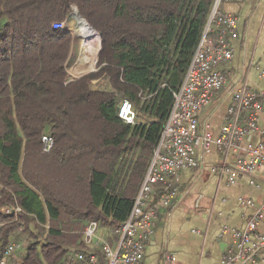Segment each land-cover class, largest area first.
Masks as SVG:
<instances>
[{
    "label": "trees",
    "instance_id": "16d2710c",
    "mask_svg": "<svg viewBox=\"0 0 264 264\" xmlns=\"http://www.w3.org/2000/svg\"><path fill=\"white\" fill-rule=\"evenodd\" d=\"M213 1L0 0V256L19 245L7 264H62L89 220L110 235L127 219ZM73 8L100 49L68 80L72 38L52 25Z\"/></svg>",
    "mask_w": 264,
    "mask_h": 264
},
{
    "label": "built area",
    "instance_id": "2783aa9c",
    "mask_svg": "<svg viewBox=\"0 0 264 264\" xmlns=\"http://www.w3.org/2000/svg\"><path fill=\"white\" fill-rule=\"evenodd\" d=\"M224 1L241 0L213 1L182 82L173 93L168 117L127 219L110 235L97 221L89 220L82 231V246L73 250L62 264H141L144 242L153 232L158 209L167 207L177 197L179 171L200 164L198 151L207 153L214 146L222 153L237 152L233 163L220 161L211 168L229 183L238 176H251L257 168L264 166V138L256 145L243 144L244 136L257 129L258 114L264 113V87L253 90L242 85L234 91L232 104L227 109L228 120L221 125L216 136L207 128L200 129L198 123L199 112L209 105L227 81L219 66L231 58L230 41L237 34V19L220 9ZM52 26L54 29H65L64 22H55ZM118 116L126 123L134 122V110L127 100L120 103ZM41 141L43 151H48L53 145L49 135H43ZM157 183L163 186L158 204L144 209L146 196L151 192L152 185ZM250 183L253 181L250 180ZM244 202L253 205L251 199ZM5 211H13L15 219L21 213L18 207L12 210L5 208ZM263 216L264 199L247 220L245 229L232 231L235 251L222 259L220 264H232L238 259L255 261L258 250L264 249V233L257 230ZM23 225L22 222L20 230ZM18 246V243L11 242L0 256V264H7L8 257ZM261 258L264 261V253ZM173 260L172 255L164 257L165 262Z\"/></svg>",
    "mask_w": 264,
    "mask_h": 264
},
{
    "label": "crops",
    "instance_id": "0c3cea01",
    "mask_svg": "<svg viewBox=\"0 0 264 264\" xmlns=\"http://www.w3.org/2000/svg\"><path fill=\"white\" fill-rule=\"evenodd\" d=\"M220 9L236 17L237 34L230 41L231 58L219 66L226 84L198 114L200 129L207 128L214 136L228 120L227 109L237 88L264 87V0L224 1ZM262 138L264 113H259L257 129L244 136L243 144L256 145ZM197 157V167L179 171L177 197L158 209L153 232L144 242L141 264H220L235 251L232 231L244 230L262 203L264 166L229 183L211 168L220 161L233 163L237 152L222 153L212 146L207 153L198 151ZM249 199L252 206L244 202ZM257 230L264 233V216ZM263 253L259 249L254 262L238 259L232 264H264ZM165 255L174 260L165 262Z\"/></svg>",
    "mask_w": 264,
    "mask_h": 264
},
{
    "label": "rangeland",
    "instance_id": "374dc122",
    "mask_svg": "<svg viewBox=\"0 0 264 264\" xmlns=\"http://www.w3.org/2000/svg\"><path fill=\"white\" fill-rule=\"evenodd\" d=\"M61 22H64V30L68 31L72 38L71 55L67 65L69 80L78 78L93 69L96 61L95 63L92 61L94 57L97 60V54L93 55L94 57L90 54L93 51H96V53L98 52L100 46V36L85 22L75 8L72 9L67 19ZM86 55L91 56L92 61L90 60L91 57L88 60H85ZM97 83L98 82H95L94 85ZM19 243L21 244L22 241L20 240Z\"/></svg>",
    "mask_w": 264,
    "mask_h": 264
},
{
    "label": "bare ground",
    "instance_id": "6f19581e",
    "mask_svg": "<svg viewBox=\"0 0 264 264\" xmlns=\"http://www.w3.org/2000/svg\"><path fill=\"white\" fill-rule=\"evenodd\" d=\"M90 55H92V56H93V55H96V51H93ZM90 57H91V56L86 55V56H85V60H88ZM93 57H94V56H93ZM90 60L92 61V57L90 58ZM90 60H89V61H90ZM89 61H88V62H89ZM92 62H93V63L95 62V57L93 58V61H92ZM92 62H91V64H92Z\"/></svg>",
    "mask_w": 264,
    "mask_h": 264
},
{
    "label": "water",
    "instance_id": "95a60500",
    "mask_svg": "<svg viewBox=\"0 0 264 264\" xmlns=\"http://www.w3.org/2000/svg\"><path fill=\"white\" fill-rule=\"evenodd\" d=\"M99 49H100V47H99ZM99 49H98V51H99ZM98 53V52H97Z\"/></svg>",
    "mask_w": 264,
    "mask_h": 264
}]
</instances>
